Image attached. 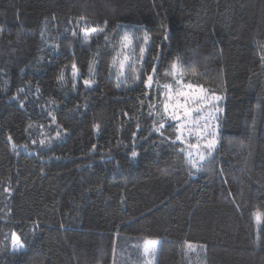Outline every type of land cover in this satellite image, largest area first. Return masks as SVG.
<instances>
[{
  "label": "trees",
  "instance_id": "1",
  "mask_svg": "<svg viewBox=\"0 0 264 264\" xmlns=\"http://www.w3.org/2000/svg\"><path fill=\"white\" fill-rule=\"evenodd\" d=\"M37 1L0 0V264H145L149 239L156 264H264V0ZM178 80L220 97L199 171L163 109Z\"/></svg>",
  "mask_w": 264,
  "mask_h": 264
},
{
  "label": "snow or ice",
  "instance_id": "2",
  "mask_svg": "<svg viewBox=\"0 0 264 264\" xmlns=\"http://www.w3.org/2000/svg\"><path fill=\"white\" fill-rule=\"evenodd\" d=\"M83 37L85 42H87L90 38L91 34L97 33V32H104V29H83ZM73 36L76 35V32L73 31ZM107 39V37H105ZM145 44L148 43L149 37L147 36V34H145V36L143 37ZM129 34L127 31L124 32L123 36L121 37V46L122 49L123 48H127L129 45ZM56 45H53V48H56ZM140 51V58L141 60L143 59V53L145 52V48L141 47L139 49ZM130 60V57L127 54L123 55V59L119 61V75H123V69L125 67V64L128 63ZM72 67V76L73 78L77 77L79 75V70L76 66L75 63H73L71 65ZM172 68L175 69L176 68V63L174 62L172 65ZM93 68L92 65H89V74H92ZM155 72V68H153V73ZM58 80L63 81L64 80V72L61 71L59 76L57 77ZM137 78L138 75H137ZM153 81V75H148L147 78L144 80V84L146 87H151ZM85 86H91L93 81L92 80H84L83 81ZM166 88H170L171 86L166 85ZM189 89L193 88V85H188L187 86ZM20 92H23V89L19 90ZM201 92H204L203 89H201ZM177 96L182 97L184 99V103H181L179 100H177V102L175 104L170 105L168 103V100L166 99L164 105H163V109L165 113L170 114L171 119L176 120V121H180V120H185L187 121L188 117L192 114L195 115H199V113L203 110V107H189L187 104L188 100H192L193 104H197L200 105L201 102H207V96L206 95H202V94H197L194 97L189 93V92H184V91H180L179 93H177ZM17 97H14V99H16ZM216 100H219L220 97H216ZM21 105H23V101H21ZM150 107H154L151 106ZM172 109L171 113H169V109ZM180 112L181 114H177V112ZM50 115V113H49ZM53 120H55V117L52 118ZM192 128H189L187 123H182L180 124L177 129H176V140L180 141L181 143L185 142V138H184V132L187 129L188 132V137H195L198 141H205L203 144L200 143H196V144H188L187 147L190 149L187 152V155L189 157V162L191 163L193 168H196L199 171V167H198V162L192 159V151L191 150H196V155L199 157V161H204L206 159V155L202 154L200 152L201 148H204L207 150V155L211 154V150L214 149L215 144H216V140L213 137L212 139H208L207 137L209 136H213V133L211 131H204L205 129H207L208 125H207V121H204L203 126L201 127L200 123L198 120H193L192 121ZM94 127H96L97 129L99 128V125H94ZM164 128V123H160L159 127L155 128L156 132H160V130ZM162 134V133H161ZM60 134L57 133V136H59ZM11 136L8 137V140L11 141ZM35 143V141H34ZM41 144L44 143V141H40ZM15 145H13V149L15 150ZM95 147V146H93ZM181 151H184V149H181ZM137 155V153L135 151L132 152V156L135 157ZM11 245H12V249L14 252H23L25 250V246L24 243L21 240V237L19 235H17L16 233H12L11 234ZM189 247H193V245L189 244ZM145 252H149L150 248L149 246L146 244L145 245Z\"/></svg>",
  "mask_w": 264,
  "mask_h": 264
},
{
  "label": "rangeland",
  "instance_id": "3",
  "mask_svg": "<svg viewBox=\"0 0 264 264\" xmlns=\"http://www.w3.org/2000/svg\"><path fill=\"white\" fill-rule=\"evenodd\" d=\"M46 5H47V0H38L37 3H36V5H35V7L37 9L42 10V9L45 8ZM125 31H127L128 34H129V41L130 42H129V45H128L127 48H123L122 49V46H121V49L119 51V54L117 55V58H118L117 68H118V71L119 72H120V69H119V61L123 59V55L124 54H127L130 57V54H131V52L134 49V45H133V42H134L133 33L134 32H133V29H131L129 25H125L124 26V32ZM124 32H123V34H124ZM141 44H143V43L141 42ZM146 46H147V44H146ZM128 63L125 64V67L123 69V73L124 74L123 75H120V76L125 77L126 66H127ZM187 86H188L187 84H183L182 82L179 81V83L176 84L175 87L167 88L166 90H167L168 93H167L166 99L168 100V103L170 105H172V104H175L177 102V100H179L181 103H184V99L182 97L177 96V93H179L180 91L189 92L193 97L195 95H197V94L206 95L207 96V102H201L200 105H197V104H193L191 99L188 100L187 101V104H188L189 107H200V106H202L203 107V110L199 113L198 116L195 115V114L190 115L188 117L187 121H185L183 119L180 120V121H176V120L175 121L177 122V125L178 126L180 124H182V123H187L188 127L189 128H192L193 127L192 126V121L193 120H198L199 123H200V125H201V127L203 126L204 121L206 120L208 127L204 131H211L213 133V136H209L207 138L208 139H212L214 137L215 140H216V144H215V147H216L217 140H218V135H219L218 134V117H219V115L222 112L220 106L218 105V100L215 99L217 96H214L212 94H209L203 88L193 87L192 89H189ZM201 89H203L204 92H201ZM171 111H172V109L170 107L169 113H171ZM166 114L171 119L170 114H168V113H166ZM177 114H181V113L178 111ZM184 138H185L184 145L186 147V151L187 152L190 150L187 147L188 144H196V143L203 144L205 142L203 140L198 141L195 137H188L187 129L184 132ZM191 140H193V141H191ZM191 151L193 153L192 159L195 160V161H197V162H199V157L196 155V150L193 149ZM212 151H213V149L211 150V152ZM200 152L202 154H205L207 156V150L206 149L201 148L200 149ZM146 244L149 246L150 251L146 253L145 250H144L145 256H146V263L145 264H156L157 254H158V249H159V242L157 240H154V239H149V240L146 241Z\"/></svg>",
  "mask_w": 264,
  "mask_h": 264
},
{
  "label": "water",
  "instance_id": "4",
  "mask_svg": "<svg viewBox=\"0 0 264 264\" xmlns=\"http://www.w3.org/2000/svg\"><path fill=\"white\" fill-rule=\"evenodd\" d=\"M151 75H153V81H152V84H151V87L153 86V84H154V82H155V76H156V67H155V72L153 73V71H152V73H151ZM150 87V88H151ZM149 88V87H148Z\"/></svg>",
  "mask_w": 264,
  "mask_h": 264
}]
</instances>
